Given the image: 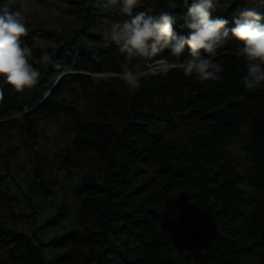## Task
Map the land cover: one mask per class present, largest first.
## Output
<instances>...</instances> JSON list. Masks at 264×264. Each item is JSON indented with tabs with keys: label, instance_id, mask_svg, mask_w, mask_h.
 I'll use <instances>...</instances> for the list:
<instances>
[{
	"label": "trees",
	"instance_id": "obj_1",
	"mask_svg": "<svg viewBox=\"0 0 264 264\" xmlns=\"http://www.w3.org/2000/svg\"><path fill=\"white\" fill-rule=\"evenodd\" d=\"M58 1L74 20L70 33L39 45L27 22L23 37L41 73L37 84L16 92L0 78V141L6 142L0 196L13 198L3 189L9 157L18 149L13 133L31 144L40 116L63 115L67 144L57 158L32 151L22 195L31 206V194L47 195L57 173L82 165L73 187L79 227L35 243L0 216V251L11 264H264V83L245 88L240 42L230 37L216 57L223 66L219 81L201 82L178 65L146 72L141 86L128 91L118 77L94 80L87 73L122 70L125 54L92 28L120 0ZM175 2L179 7L170 9L168 0H141L134 12L171 11L174 30L187 35L181 26L193 0ZM253 2L217 0L212 18L229 20L230 29L233 16ZM42 54L50 63L40 62ZM156 58L181 62L189 52L177 59L166 50ZM65 90L81 93L84 108L66 99ZM243 131L240 169L226 145ZM52 223L48 217L40 226ZM47 245L58 249L49 259L42 253Z\"/></svg>",
	"mask_w": 264,
	"mask_h": 264
},
{
	"label": "clouds",
	"instance_id": "obj_2",
	"mask_svg": "<svg viewBox=\"0 0 264 264\" xmlns=\"http://www.w3.org/2000/svg\"><path fill=\"white\" fill-rule=\"evenodd\" d=\"M140 3L141 0H120V12L127 18L107 23L103 28V39L115 43L125 54L126 61L120 72L108 75L137 89L145 73L130 67L134 59L151 60L166 50L178 59L187 49L189 58L179 65L183 73L195 75L201 82L219 81L223 66L215 62L216 57L231 37L240 42L236 54L246 61L245 88L256 89L264 83V0H254L252 6L242 8L233 16L235 26L230 29L229 20L219 16L212 18L217 0H193L183 15L181 26L187 30V35L174 30L177 18L173 12L162 11L156 15L134 12ZM183 3L187 5L188 0ZM167 6L177 9L179 4L168 0ZM28 7L27 2L15 9L7 3L0 4V78L16 92L34 87L41 75L31 62L32 48L23 40L28 32L24 12ZM40 62L48 64L50 57L42 54ZM4 98V88L0 86V102Z\"/></svg>",
	"mask_w": 264,
	"mask_h": 264
},
{
	"label": "rangeland",
	"instance_id": "obj_3",
	"mask_svg": "<svg viewBox=\"0 0 264 264\" xmlns=\"http://www.w3.org/2000/svg\"><path fill=\"white\" fill-rule=\"evenodd\" d=\"M25 2L29 5L27 9H24L26 21L30 22L32 28L36 30L37 34L34 36L36 44L53 45L57 34L67 36L70 33L74 20L64 4L58 0H3L1 4L7 3L15 9L21 7ZM126 18L120 12V3H115L112 6L111 15L101 17L93 24L92 28L102 33L107 23L122 21ZM162 61L168 64L178 62L166 58H156L150 61L136 58L131 65L134 70H141L144 73H164L168 68L159 65ZM87 73L94 80L111 77L108 75L110 72ZM127 90L130 91L131 88L127 87ZM63 96L66 99L74 97L77 104L84 108L85 102L81 93H77V97H75L73 91L65 90ZM114 123L117 124L116 119H114ZM68 124V118L63 115H59L55 119L40 116L35 128L37 136L31 141V144L23 140L17 133H13L11 143L18 149H15L13 155L9 157L10 175L5 178L3 184L4 191L13 198L8 199L0 196V216L7 224L29 234L35 243L44 242L55 234L79 227L73 187L79 178L82 165H75L70 171L57 173V183L51 187V191L47 195L31 194V206L22 195L28 188L31 167L29 156L32 151H39L49 158H57L69 139ZM184 130L180 133L181 135L189 131L188 128ZM160 132L165 134L163 130ZM243 144L244 131L241 137L232 138L226 145L227 150L237 160V166L240 169H243L246 164ZM5 146L6 142L0 141V150ZM32 210L33 213H31ZM48 217H51L53 223L47 227H41V223ZM57 252L58 249L53 246L42 247V253L46 259L51 258ZM257 259L255 257L252 261L256 262ZM0 264H11L5 251H0Z\"/></svg>",
	"mask_w": 264,
	"mask_h": 264
},
{
	"label": "built area",
	"instance_id": "obj_4",
	"mask_svg": "<svg viewBox=\"0 0 264 264\" xmlns=\"http://www.w3.org/2000/svg\"><path fill=\"white\" fill-rule=\"evenodd\" d=\"M162 66H166L167 68H170L172 66H178L180 65V62H171V64L166 63L165 61H162L161 64Z\"/></svg>",
	"mask_w": 264,
	"mask_h": 264
},
{
	"label": "bare ground",
	"instance_id": "obj_5",
	"mask_svg": "<svg viewBox=\"0 0 264 264\" xmlns=\"http://www.w3.org/2000/svg\"><path fill=\"white\" fill-rule=\"evenodd\" d=\"M162 68V67H161Z\"/></svg>",
	"mask_w": 264,
	"mask_h": 264
}]
</instances>
